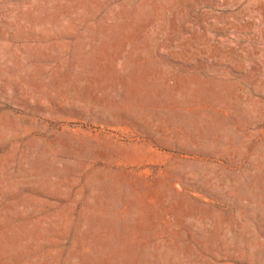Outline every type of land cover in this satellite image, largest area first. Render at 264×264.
<instances>
[{
	"label": "rangeland",
	"instance_id": "1",
	"mask_svg": "<svg viewBox=\"0 0 264 264\" xmlns=\"http://www.w3.org/2000/svg\"><path fill=\"white\" fill-rule=\"evenodd\" d=\"M0 264H264V0H0Z\"/></svg>",
	"mask_w": 264,
	"mask_h": 264
}]
</instances>
